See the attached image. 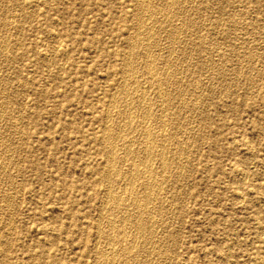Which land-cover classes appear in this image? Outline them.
<instances>
[{
  "label": "rangeland",
  "instance_id": "rangeland-1",
  "mask_svg": "<svg viewBox=\"0 0 264 264\" xmlns=\"http://www.w3.org/2000/svg\"><path fill=\"white\" fill-rule=\"evenodd\" d=\"M139 1L0 0V264H264V0Z\"/></svg>",
  "mask_w": 264,
  "mask_h": 264
},
{
  "label": "bare ground",
  "instance_id": "bare-ground-1",
  "mask_svg": "<svg viewBox=\"0 0 264 264\" xmlns=\"http://www.w3.org/2000/svg\"><path fill=\"white\" fill-rule=\"evenodd\" d=\"M140 1H141V0H140ZM140 1H139V2H140ZM158 1H159V0H158ZM160 2H161V1H160ZM172 2H173V1H172ZM1 3H2V2H1ZM146 3H147V2H146ZM149 3H150V2H149ZM144 4H145V3H144ZM15 5H16V4H15ZM165 5H166V4H165ZM167 5H169V4H167ZM182 5H183V4H182ZM143 6H144V5H143ZM163 7H164V6H163ZM162 9H163V8H162ZM148 11H149V10H148ZM177 11H178V10H177ZM147 15H148V14H147ZM176 15H177V14H176ZM190 19H191V18H190ZM140 20H141V19H140ZM163 21H164V20H163ZM203 21H204V20H203ZM155 22H156V19H155ZM182 22H183V21H182ZM140 23H141V22H140ZM187 23H188V22H187ZM169 26H170V25H169ZM138 27H140V26H138ZM153 28H154V27H153ZM165 28H166V26H165ZM151 29H152V28H151ZM175 31H176V30H175ZM136 33H137V32H136ZM138 33H139V31H138ZM138 33H137V34H138ZM169 33H170V32H169ZM172 33H173V32H172ZM135 35H136V34H135ZM138 35H139V34H138ZM138 35H137V36H138ZM174 35H175V34H174ZM188 37H189V36H188ZM170 38H171V37H170ZM134 40H135V39H134ZM169 41H170V40H169ZM212 42H213V41H212ZM132 46H133V45H132ZM168 47H170V46H168ZM0 48H1V47H0ZM133 50H134V49H133ZM166 51H168V49H167ZM130 52H131V51H130ZM172 52H173V51H172ZM128 54H129V52H128ZM147 54H149V53H147ZM147 54H146V55H147ZM150 54H151V53H150ZM168 54H169V53H168ZM144 55H145V54H144ZM169 55H170V54H169ZM125 57H126V56H125ZM127 57H128V56H127ZM170 57H171V56H170ZM253 57H254V56H253ZM147 58H148V56H147ZM131 59H132V58H131ZM151 59H152V58H151ZM163 59H164V58H163ZM163 59H162V60H163ZM154 60H155V59H154ZM135 61H136V60H135ZM125 62H127V61H125ZM159 63H160V62H159ZM165 63H166V62H165ZM213 63H214V62H213ZM147 64H148V63H147ZM147 64H146V65H147ZM149 66H150V65H149ZM149 66H148V67H149ZM169 66H170V64H169ZM154 67H155V66H154ZM125 68H126V67H125ZM125 68H124V69H125ZM148 69H149V68H148ZM151 69H152V68H151ZM167 70H168V68H167ZM122 71H123V70H122ZM150 71H151V70H150ZM155 71H157V70H155ZM131 73H132V72H131ZM131 73H129V74H131ZM144 74H145V73H144ZM148 74H149V73H148ZM155 74H156V73H155ZM165 74H166V73H165ZM152 76H153V75H152ZM175 83H176V82H175ZM167 85H168V84H167ZM193 86H194V85H193ZM6 89H7V88H6ZM124 89H125V88H124ZM182 89H183V88H182ZM190 89H191V88H190ZM189 92H190V91H189ZM174 93H175V92H174ZM170 97H171V96H170ZM174 99H175V98H174ZM110 100H111V99H110ZM157 100H158V99H157ZM120 102H121V101H120ZM161 103H162V102H161ZM122 104H123V103H122ZM164 104H165V103H164ZM149 106H150V105H149ZM164 107H165V106H164ZM140 109H141V108H140ZM174 109H175V108H174ZM125 110H126V109H125ZM165 110H166V107H165ZM5 111H6V110H5ZM144 111H145V110H144ZM146 111H147V110H146ZM108 112H109V111H108ZM147 113H148V112H147ZM164 113H165V112H164ZM108 115H109V114H108ZM148 115H149V114H148ZM165 115H166V114H165ZM168 115H169V114H168ZM106 116H107V115H106ZM125 116H126V115H125ZM132 116H133V115H132ZM158 117H159V116H158ZM124 118H125V117H124ZM128 118H129V117H128ZM134 118H135V117H134ZM108 119H109V118H108ZM140 119H141V117H140ZM148 119H149V118H148ZM158 119H159V118H158ZM165 119H167V118H165ZM153 120H154V119H153ZM169 120H170V118H169ZM128 121H129V120H128ZM126 122H127V121H126ZM131 122H132V120H131ZM156 122H157V121H156ZM105 123H106V122H105ZM120 123H121V122H120ZM124 124H125V123H124ZM164 124H165V123H164ZM106 125H107V124H106ZM129 125H130V123H129ZM107 126H108V125H107ZM119 126H120V125H119ZM145 126H146V125H145ZM164 126H165V125H164ZM133 127H134V126H133ZM149 127H150V126H149ZM178 127H179V126H178ZM130 128H131V127H130ZM145 128L148 129L147 127H145ZM127 129H128V128H127ZM136 129H137V128H136ZM146 129H145V130H146ZM150 129H151V128H150ZM156 129H157V128H156ZM174 129H175V128H174ZM120 130H121V129H120ZM157 130H158V129H157ZM104 131H105V130H104ZM115 131H116V130H115ZM146 131H147V130H146ZM111 132H112V131H111ZM139 132H140V131H139ZM175 132H176V131H175ZM145 133H146V132H145ZM149 133H151V132H149V130H148L147 134H149ZM156 133H157V132H156ZM147 134H146V135H147ZM103 135H104V133H103ZM117 135H118V134H117ZM119 135H120V134H119ZM150 135H151V134H150ZM107 137H108V136H107ZM118 137H119V136H118ZM147 137H148V136H146V138H147ZM164 137H165V136H164ZM108 138H109V137H108ZM113 138H114V137H113ZM148 138H149V137H148ZM109 140H110V139H109ZM116 140H117V139H116ZM164 140H165V139H164ZM128 141H129V140H128ZM128 141H127V143H128ZM140 141H141V140H140ZM149 141L151 142V140H149ZM141 142H142V141H141ZM146 142H147V141H146ZM165 142H166V141H165ZM109 143H110V142H109ZM109 143H108V144H109ZM114 143H115V142H114ZM124 143H125V142H124ZM131 143H132V140H131ZM154 143H155V142H154ZM167 143H168V142H166V144H167ZM152 144H153V143H152ZM127 145H128V147H129V144H127ZM127 145H126V146H127ZM149 145H150V144H149ZM149 145H148V143H147V147H148ZM111 146H112V145H111ZM144 146L146 147V145H144ZM151 146H152V145H151ZM104 147H105V146H104ZM149 147H150V146H149ZM153 147H154V146H153ZM153 147H152V148H153ZM157 147H158V146H157ZM140 148H141V147H140ZM136 149H137V148H136ZM167 149H168V148H167ZM186 149H187V148H186ZM125 150H126V149H125ZM147 150H149V149H147ZM147 150H146V151H147ZM154 150H155V149H154ZM127 151H128V150H127ZM111 152H112V151H111ZM115 152H116V151H115ZM122 152H123V151H122ZM165 152H167V151H165ZM113 153H114V152H113ZM133 153H134V152H133ZM151 153H152V152H151ZM110 154H111V153H110ZM115 154H116V153H115ZM115 154H114V155H115ZM126 154H127V152H126ZM126 154L124 153V155H126ZM145 154H147V153H145ZM138 155H139V154H138ZM115 156H116V155H115ZM121 156H122V155H121ZM126 156H127V155H126ZM151 156H152V155H151ZM153 156H154V155H153ZM166 156H167V155H166ZM112 157H113V156H112ZM112 157H111V158H112ZM124 157H125V156H124ZM148 157H149V156H148ZM154 158H155V157H154ZM169 158H170V157H169ZM115 159H116V158H115ZM162 159H163V157H162ZM107 160H108V159H107ZM110 160H111V159H110ZM105 161H106V160H105ZM151 161H152V160H151ZM108 162H109V161H108ZM113 162H114V161H113ZM113 162H112V163H113ZM165 162H166V161H165ZM167 162H168V161H167ZM116 163H118V162H116ZM136 163H137V162H136ZM136 163H134V165H135ZM143 163H144V162H143ZM146 163H147V162H146ZM150 163H152V162H150ZM161 163H162V162H161ZM110 164H111V163H110ZM137 164H138V163H137ZM144 164H145V163H144ZM113 165H114V164H113ZM116 165H117V164H116ZM138 165H139V167H140V162H139ZM114 166H115V165H114ZM146 166H147V164H146ZM163 166H165V165H163ZM119 167H121V166H119ZM144 167H145V166H144ZM148 167H149V166H148ZM167 167H168V165H167ZM112 168H113V166H112ZM125 168H126V167H125ZM137 168H138V166L136 167V169H137ZM145 168H147V167H145ZM158 168H159V166H158ZM161 168H162V166H161ZM108 169H109V168H108ZM110 169H111V168H110ZM116 169H117V168H116ZM118 169H119V168H118ZM118 169H117V170H118ZM149 169H150V168H149ZM119 170H120V169H119ZM138 170H139V169H138ZM138 170H136V174H137V171H138ZM143 170H144V168H143ZM145 170H148V169H145ZM107 171H108V170H107ZM111 171H112V170H110V172H111ZM113 171H114V170H113ZM141 171H142V169H141ZM148 171H150V170H148ZM148 171H146V172H148ZM155 171H156V170H155ZM159 171H160V170H159ZM168 171H169V170H168ZM127 172H128V171H127ZM143 172H144V171H143ZM172 172H173V171H172ZM105 173H106V172H105ZM149 173H150V172H149ZM115 174H116V173H115ZM146 174H147V173H146ZM103 175H104V174H103ZM106 175H107V174H105V176H106ZM108 175H109V174H108ZM110 175L112 176L113 174L111 173ZM130 175H131V174H130ZM133 175H134V174H133ZM147 175H148V174H147ZM117 176H118V175H117ZM169 176H170V175H169ZM112 177H113V176H112ZM128 177H129V176H128ZM149 177H150V176H149ZM161 177H162V176H161ZM107 178H108V177H107ZM113 178H114V177H113ZM131 178H132V177H131ZM179 178H180V177H179ZM127 181H128V180H127ZM105 182H107V181H105ZM119 182H120V181H119ZM131 182H132V181H131ZM148 182H149V181H148ZM110 183H111V182H110ZM123 183H124V182H123ZM134 184H135V183H134ZM134 184H133V185H134ZM142 184H143V183H142ZM145 185H146V184H145ZM114 186H115V185H114ZM116 186H117V185H116ZM137 186H138V185H137ZM147 186H148V185H147ZM130 187H131V184H130ZM157 187H158V186H157ZM157 187H156V188H157ZM159 187H160V186H159ZM123 188H124V186H123ZM151 188H152V187H151ZM145 189H146V188H145ZM109 190H110V189H109ZM122 190H123V189H122ZM130 190H131V189H130ZM130 190H129V192H131ZM147 190H148V189H147ZM147 190H146V191H147ZM112 191H113V190H112ZM132 191H133V190H132ZM153 191H154V190H153ZM159 192H160V191H159ZM106 193H107V192H106ZM108 193H109V192H108ZM131 193H132V192H131ZM152 193H153V192H152ZM135 194H136V193H135ZM137 194H138V193H137ZM121 195H122V194H121ZM113 196H114V195H113ZM142 196H143V195H142ZM101 197H102V196H101ZM108 197H109V196H108ZM132 197H133V195H132ZM148 197H149V196H148ZM110 199H111V198H110ZM114 199H115V198H114ZM128 199H129V198H128ZM134 199H135V198H134ZM126 200H127V199H126ZM118 201H119V200H118ZM141 201H142V200H141ZM108 202H109V201H108ZM122 202H123V201H122ZM135 202H136V201H135ZM114 203H115V201H114ZM117 203H118V202H117ZM130 203H131V202H130ZM132 203H133V202H132ZM139 204H140V203H139ZM107 205H108V204H107ZM118 205H121L120 202L118 203ZM104 206H105V205H104ZM122 206H123V205H122ZM114 207H115V206H114ZM119 207H120V206H119ZM137 207H138V206H137ZM106 208H107V207H106ZM120 208H121V207H120ZM111 209H112V208H111ZM118 209H119V208H118ZM135 209H136V207H135ZM113 210H114V209H113ZM113 210H112V211H113ZM132 210H133V209H132ZM132 210H131V211H132ZM144 210H145V209H144ZM140 211H141V210H140ZM151 212H152V211H151ZM112 213H113V212H112ZM137 214H138V213H137ZM146 214H147V213H146ZM134 217H135V216H134ZM134 217H133V218H134ZM151 217H152V216H151ZM97 219H98V218H97ZM114 219H115V218H114ZM125 219H126V218H125ZM139 219H141V218H139ZM139 219H138V220H139ZM144 219H145V218H144ZM108 220H109V219H108ZM126 220H127V219H126ZM154 220H155V218H154ZM133 221H134V220H133ZM135 221H136V220H135ZM139 221H140V220H139ZM142 221H143V220H142ZM152 221H153V220H152ZM114 222H115V221H114ZM137 222H138V221H137ZM154 222H155V221H154ZM99 223H100V222H99ZM112 223H113V222H112ZM112 223H111V224H112ZM123 223H125V221H123ZM138 223H139V222H138ZM140 224H141V223H140ZM97 225H98V224H97ZM114 225H115V224H114ZM114 225H113V226H114ZM121 225H122V224H121ZM134 225H135V224H134ZM138 225H139V224H138ZM122 226H123V225H122ZM139 226H140V225H139ZM110 227H111V226H110ZM113 228H114V227H113ZM118 228H119V227H118ZM129 229H130V228H129ZM138 229L141 230L140 228H138ZM142 229H143V227H142ZM131 230H132V229H131ZM139 230H137V232H138ZM141 231H142V230H141ZM95 232H96V231H95ZM123 232H124V231H123ZM164 232H165V231H164ZM98 233H99V232H98ZM126 234H127V233H126ZM98 235H99V234H98ZM110 238H111V237H110ZM138 238H139V237H138ZM114 239H115V238H114ZM150 239H151V238H150ZM134 240H135V239H134ZM112 241H113V240H112ZM112 241H111V242H112ZM153 242H154V241H153ZM155 244H156V243H155ZM155 244H154V245H155ZM110 245H111V244H110ZM138 245H139V244H138ZM124 246H126V245H124ZM131 246H132V245H131ZM96 248H97V247H96ZM120 248H121V247H120ZM122 248H123V247H122ZM126 248H127V247H126ZM128 248H129V247H128ZM128 248H127V249H128ZM132 248H134V247H132ZM109 249H110V248H109ZM114 249H115V247H114ZM101 250H102V248H101ZM111 250H112V249H111ZM121 250H122V249H121ZM136 250H137V249H136ZM147 250H148V249H147ZM112 251H113V250H112ZM112 251H111V252H112ZM124 251H126V249H124ZM95 252H96V251H95ZM107 252H108V251H107ZM124 253H125V252H123L122 254H124ZM129 253H130V252H129ZM146 253H147V252H146ZM148 253H149V252H148ZM104 254H105V253H104ZM143 254H144V253H143ZM119 255H120V254H119ZM121 256H122V255H121ZM128 256H129V255H128ZM113 257H114V256H113ZM119 257H120V256H119ZM106 258H107V257H106ZM98 259H99V257H98ZM114 261H115V260H114ZM127 261H128V260H127ZM99 263H100V262H99ZM100 264H101V263H100Z\"/></svg>",
  "mask_w": 264,
  "mask_h": 264
}]
</instances>
